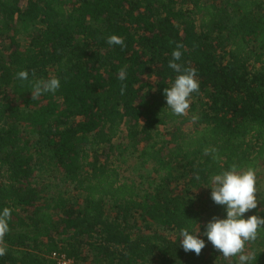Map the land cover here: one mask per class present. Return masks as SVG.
I'll list each match as a JSON object with an SVG mask.
<instances>
[{
    "label": "trees",
    "instance_id": "16d2710c",
    "mask_svg": "<svg viewBox=\"0 0 264 264\" xmlns=\"http://www.w3.org/2000/svg\"><path fill=\"white\" fill-rule=\"evenodd\" d=\"M178 43L200 84L183 116L164 95ZM53 76L59 89L33 100L32 83ZM43 164L57 173L45 184ZM232 164L264 167V0H0V212L11 209L0 264H56L52 252L75 264H238L179 242L182 227L226 218L211 177ZM58 186L80 199L45 195ZM257 199L244 218L264 217ZM246 252L264 264V230Z\"/></svg>",
    "mask_w": 264,
    "mask_h": 264
},
{
    "label": "clouds",
    "instance_id": "9594fccd",
    "mask_svg": "<svg viewBox=\"0 0 264 264\" xmlns=\"http://www.w3.org/2000/svg\"><path fill=\"white\" fill-rule=\"evenodd\" d=\"M109 45H124L123 37L110 35L107 37ZM183 44H177L172 51V59L168 62V67L179 73L171 87L164 89L166 105L173 115H186L189 108V98L192 93L199 91V80L196 76L195 68H184L177 63L181 59ZM17 78L20 80L28 79L27 71H19ZM119 80L127 78L125 68L118 72ZM60 87V80L53 76L49 79H40L32 83L31 98L38 99L44 93H54ZM121 86V94L125 90ZM193 120L197 117L193 116ZM217 152L215 148L204 149L205 155H213ZM215 158V156H214ZM199 180V175L196 176ZM211 199L217 204L225 207L226 218L213 216L204 225V232L200 233L199 228L195 231L188 227L179 230V242L184 252H193L197 256L205 248V241L200 238L206 236L212 246L218 250L225 259L238 257V264H254L257 256L246 252V244L256 241L261 230H264V217L250 215L244 218L250 210L258 206L257 199V175L256 170L249 166L245 169H238L236 164H232L228 170L222 171L211 177ZM11 219V209L5 207L0 212V256L7 252L4 244V237L9 231L8 221Z\"/></svg>",
    "mask_w": 264,
    "mask_h": 264
},
{
    "label": "rangeland",
    "instance_id": "374dc122",
    "mask_svg": "<svg viewBox=\"0 0 264 264\" xmlns=\"http://www.w3.org/2000/svg\"><path fill=\"white\" fill-rule=\"evenodd\" d=\"M186 115H188V114H186ZM191 127H192V123L191 122H188V123L182 125V129L185 130V131L191 130ZM157 129L159 130V132L162 134V136L164 138H168L169 135H170V132L172 131V128L170 126H165V127L164 126H159ZM144 171L146 173H149L148 167L146 169H144ZM36 174L40 176V178L43 180V182L45 184V183H47L48 178H51L53 174H57V173L54 172L53 169L49 168L48 165L43 164L38 169ZM256 175H257V189H258L257 198H259L262 195H264V167L259 169V170H257ZM64 190L67 191V196L71 200H77V199H80V197H81L80 193H78L75 190H73L71 186L63 187V188L61 186H60V188H59V186L58 187H54L48 193H46L45 195H50L51 191L54 194L55 192L64 191ZM194 200L197 202L196 198H194ZM155 227L156 226L151 225L150 229H152V228L154 229ZM156 228H157V233L158 234L165 235L166 237H168L170 239H175L176 238L174 231H172V230H164V229L159 228V227H156ZM138 229L141 230V231H144V232L147 231L145 233H149L150 232V230L145 229L144 224H141V223H139ZM205 239H206V244L205 245L213 248L212 244L207 240V237ZM230 259H225L223 257V260H225V261L231 262Z\"/></svg>",
    "mask_w": 264,
    "mask_h": 264
},
{
    "label": "built area",
    "instance_id": "2783aa9c",
    "mask_svg": "<svg viewBox=\"0 0 264 264\" xmlns=\"http://www.w3.org/2000/svg\"><path fill=\"white\" fill-rule=\"evenodd\" d=\"M49 257L53 259L56 264H75L73 259L58 252H52Z\"/></svg>",
    "mask_w": 264,
    "mask_h": 264
}]
</instances>
